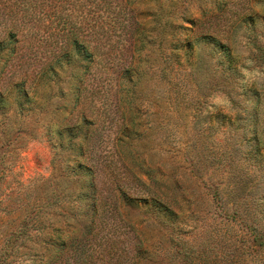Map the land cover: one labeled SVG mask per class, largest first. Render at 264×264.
<instances>
[{"label": "rangeland", "instance_id": "obj_1", "mask_svg": "<svg viewBox=\"0 0 264 264\" xmlns=\"http://www.w3.org/2000/svg\"><path fill=\"white\" fill-rule=\"evenodd\" d=\"M124 7L91 64L0 18V264H264V0Z\"/></svg>", "mask_w": 264, "mask_h": 264}, {"label": "trees", "instance_id": "obj_2", "mask_svg": "<svg viewBox=\"0 0 264 264\" xmlns=\"http://www.w3.org/2000/svg\"><path fill=\"white\" fill-rule=\"evenodd\" d=\"M2 1H8L9 5L3 7L0 2V11H2L0 18L9 16L12 20L21 19L24 23L32 24L33 27L41 26L43 20H48L51 25L56 24L57 28L50 31L57 44L59 43L53 52L54 59L60 54L69 58L70 50H72L91 64L96 56L107 50L110 46L109 42L120 35V31L123 32L126 29L124 20L128 12L125 10L124 0ZM18 33L20 29L17 26L10 30V43L18 41ZM10 43L3 46L0 42V50L14 54L16 50L9 47ZM57 62L61 61L58 59ZM49 71L53 75L57 74L52 64ZM79 83H81L79 89L83 91L85 89L83 79L80 78ZM80 166L85 167L84 163H80ZM158 206L162 208V205L158 204Z\"/></svg>", "mask_w": 264, "mask_h": 264}, {"label": "clouds", "instance_id": "obj_3", "mask_svg": "<svg viewBox=\"0 0 264 264\" xmlns=\"http://www.w3.org/2000/svg\"><path fill=\"white\" fill-rule=\"evenodd\" d=\"M246 76H251L252 74L251 73H248L247 71H245L244 73ZM256 75H259V73H257Z\"/></svg>", "mask_w": 264, "mask_h": 264}]
</instances>
